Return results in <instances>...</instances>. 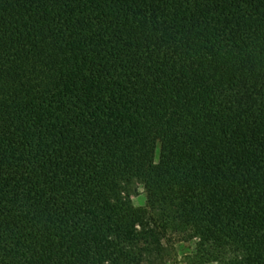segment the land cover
<instances>
[{
    "label": "trees",
    "instance_id": "16d2710c",
    "mask_svg": "<svg viewBox=\"0 0 264 264\" xmlns=\"http://www.w3.org/2000/svg\"><path fill=\"white\" fill-rule=\"evenodd\" d=\"M177 243L264 264V0H0V264Z\"/></svg>",
    "mask_w": 264,
    "mask_h": 264
},
{
    "label": "rangeland",
    "instance_id": "374dc122",
    "mask_svg": "<svg viewBox=\"0 0 264 264\" xmlns=\"http://www.w3.org/2000/svg\"><path fill=\"white\" fill-rule=\"evenodd\" d=\"M133 198L136 206H144L146 203V196L143 195L142 188H139L138 193ZM190 246L189 244L177 243L173 248H170L168 264H187V256L191 252Z\"/></svg>",
    "mask_w": 264,
    "mask_h": 264
}]
</instances>
